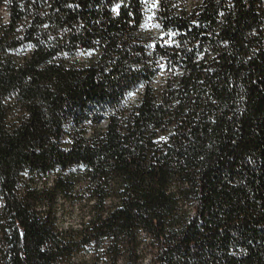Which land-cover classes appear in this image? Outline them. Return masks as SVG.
<instances>
[{
	"label": "trees",
	"instance_id": "1",
	"mask_svg": "<svg viewBox=\"0 0 264 264\" xmlns=\"http://www.w3.org/2000/svg\"><path fill=\"white\" fill-rule=\"evenodd\" d=\"M0 264H264V0H0Z\"/></svg>",
	"mask_w": 264,
	"mask_h": 264
},
{
	"label": "rangeland",
	"instance_id": "2",
	"mask_svg": "<svg viewBox=\"0 0 264 264\" xmlns=\"http://www.w3.org/2000/svg\"><path fill=\"white\" fill-rule=\"evenodd\" d=\"M67 223H68V222H67ZM67 223H66V224H67Z\"/></svg>",
	"mask_w": 264,
	"mask_h": 264
}]
</instances>
